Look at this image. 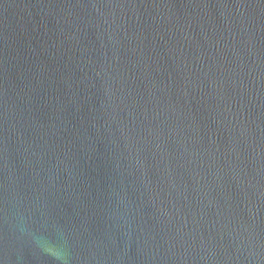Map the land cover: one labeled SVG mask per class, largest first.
I'll list each match as a JSON object with an SVG mask.
<instances>
[{
	"label": "water",
	"instance_id": "water-1",
	"mask_svg": "<svg viewBox=\"0 0 264 264\" xmlns=\"http://www.w3.org/2000/svg\"><path fill=\"white\" fill-rule=\"evenodd\" d=\"M0 264H264V0H0Z\"/></svg>",
	"mask_w": 264,
	"mask_h": 264
}]
</instances>
